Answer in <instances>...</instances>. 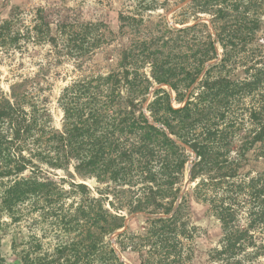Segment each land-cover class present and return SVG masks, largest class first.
<instances>
[{
  "label": "trees",
  "instance_id": "16d2710c",
  "mask_svg": "<svg viewBox=\"0 0 264 264\" xmlns=\"http://www.w3.org/2000/svg\"><path fill=\"white\" fill-rule=\"evenodd\" d=\"M137 2L135 10L118 11L116 32L108 17H85L57 2L36 10L27 27L34 39L60 42L79 58L109 36L121 37L122 52L117 71L81 77L63 89L61 129L46 128L47 109L36 103L26 109L28 92L12 87L10 97L0 96V176H15L2 189L0 203L51 201L48 182L20 176L30 164L38 166L34 158L64 169L73 165L80 176L102 184L100 196L91 197L84 183H71L83 205L77 208L80 231L45 255L52 256L49 263L127 264L105 239L125 226L124 210L147 213L142 231L128 226L116 240L137 264H201L203 258L212 264H264V0H191L190 14H209L216 37L206 22L175 28L160 15L153 21L142 13L166 8L168 0ZM212 60L183 106L173 107L164 88L148 101L154 82H166L183 102ZM147 64L150 75L141 71ZM184 143L194 152L195 185L174 210L191 156ZM106 194H112L115 213L104 207ZM196 206L216 221L217 244L199 256L184 255L177 249L178 233L186 231V218L188 231L197 230L190 220ZM15 254L11 264H48L25 249Z\"/></svg>",
  "mask_w": 264,
  "mask_h": 264
},
{
  "label": "rangeland",
  "instance_id": "374dc122",
  "mask_svg": "<svg viewBox=\"0 0 264 264\" xmlns=\"http://www.w3.org/2000/svg\"><path fill=\"white\" fill-rule=\"evenodd\" d=\"M190 1L168 0L166 8L158 7L155 10H146L142 13L145 17H152L153 21H157L160 15L170 26L175 28L206 22L213 36L216 37L211 16L207 13H198V18H194L186 7ZM52 2H57L56 4L61 8H73L77 13L82 10L85 17L91 13L95 17L106 16L110 20V27L115 30L114 32L118 29L115 25L116 21L113 23L118 11L135 10L138 2L137 0H0V96L10 97L12 87L18 92H28L26 109L29 110L30 105L34 103L42 110L43 108L47 109L46 128L61 129L64 109L59 99L63 89L78 78L90 75H107L113 70L117 71L118 57L122 50L120 48L121 37L112 39L109 36L110 38L99 47L77 58L68 53V50L63 48L60 42L52 45L41 37L39 39L32 38L27 32V27L34 23L32 19L36 10ZM182 21L186 22L181 23ZM2 26H8V29L3 30ZM216 45L219 60L222 57V48L218 42ZM215 61L207 63L199 79L189 88L183 102L176 100L174 89L166 82H154L148 95V101L154 98L156 89L164 88L171 95L173 107L183 106L188 99L189 92L203 77L207 67ZM141 71L150 75V64L141 68ZM146 112L149 115V112ZM150 119L152 121L151 117ZM184 145L191 156L186 165L185 179L174 210L181 202L182 196L191 186L195 185V182L190 179L191 167L188 166L194 157V152L187 144L184 143ZM25 153L27 154L26 150ZM3 160L4 158L0 156V161ZM33 161L38 166L30 164L20 176L36 177L41 181L48 182V189H51V201H46L43 197H28L9 206L12 208H9L8 204L0 203V252L5 256L4 259L0 256V264L13 263L17 257L15 252H21L23 249L29 251L32 259L44 257V259L46 258L44 262L51 264L49 261L52 260V256L48 258L45 255L51 253L57 245L71 241L80 231L77 227V224L80 223L77 208L83 205L80 202L78 191L72 187L71 183H84L90 189L91 197L100 196L98 188H101L102 184L95 177L80 176L75 172L73 165L64 169L40 162L37 158H34ZM14 178V175L0 176V196L2 189ZM62 190L68 191L69 194H63ZM106 196L108 198L102 201L104 207L115 213L116 209L110 203L113 201L112 194H106ZM120 213L125 216V226L111 232L105 239L111 240L125 263L137 264L129 257V254L119 250L116 240L118 234L126 230L128 226H131L134 232L142 231L141 226L144 223L142 216L147 213L138 211L129 214L124 210ZM172 214L173 212L171 214L158 213L152 217H170ZM185 220L187 228L183 233L179 231L180 243L177 247L184 252V255H188L189 251H194L197 253L196 256H199V252L216 246L217 223L213 218L204 215L202 206L195 207V213L190 219L193 225L198 227L197 230L188 231V218ZM261 259L264 260V257ZM200 263L212 264L206 262L204 258Z\"/></svg>",
  "mask_w": 264,
  "mask_h": 264
},
{
  "label": "water",
  "instance_id": "95a60500",
  "mask_svg": "<svg viewBox=\"0 0 264 264\" xmlns=\"http://www.w3.org/2000/svg\"><path fill=\"white\" fill-rule=\"evenodd\" d=\"M188 166L191 167V163H189Z\"/></svg>",
  "mask_w": 264,
  "mask_h": 264
}]
</instances>
